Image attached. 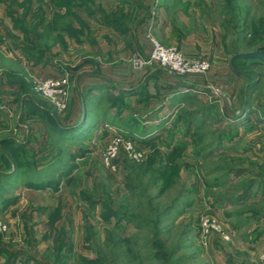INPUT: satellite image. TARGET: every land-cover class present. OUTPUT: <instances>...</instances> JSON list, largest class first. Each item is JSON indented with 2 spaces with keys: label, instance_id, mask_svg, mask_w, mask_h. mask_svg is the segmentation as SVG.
<instances>
[{
  "label": "rangeland",
  "instance_id": "rangeland-1",
  "mask_svg": "<svg viewBox=\"0 0 264 264\" xmlns=\"http://www.w3.org/2000/svg\"><path fill=\"white\" fill-rule=\"evenodd\" d=\"M161 4L196 56L147 37ZM0 33V264H264V65L241 56L264 52V0H0ZM153 41L230 58L246 127L195 92L170 120L186 140L137 141ZM111 79L141 94L94 86ZM116 138L140 157L121 142L113 171Z\"/></svg>",
  "mask_w": 264,
  "mask_h": 264
},
{
  "label": "crops",
  "instance_id": "crops-1",
  "mask_svg": "<svg viewBox=\"0 0 264 264\" xmlns=\"http://www.w3.org/2000/svg\"><path fill=\"white\" fill-rule=\"evenodd\" d=\"M166 9V4L158 5V8L156 9L157 19L150 26V30L147 31V37L150 38L152 36H158L160 40L167 39L168 44L178 46L179 51L184 56H196L199 46L191 42L192 39H187L184 42L174 38V35L172 34L173 30L169 25L165 24L164 17L166 15ZM162 23L164 24L162 25ZM150 49L151 44L149 43L146 50L143 51L145 53L147 52V55ZM6 57L8 58V55H6ZM210 59V70L202 76L181 77L177 75H171L166 72L157 71L162 70L158 67H150L141 71L144 74L143 81L147 83L149 96L152 97L147 105L146 110L141 108L143 109L142 112L144 113L141 114V120L143 118L144 120L142 122L140 121V124L137 126L136 132L139 137V140L137 141H147L150 139L159 138L161 134L167 133L169 130L172 131L171 134H174L171 143L186 140V136L183 134V132L181 133L184 124H173L170 122V120L173 118L172 116L177 114L179 109H181L186 104L190 97L195 96V92H198L200 95L203 94V97H208L207 100L210 99V96L213 95V92L220 93L222 95L220 104L224 105V107L222 106L223 108L220 109V113L222 112L224 115H226V120L230 123H234V125L238 127L237 129H239V131H241L242 127H246L245 125L248 122L250 115L246 112L245 106H243L240 111H236L235 107L233 106V104H236V95H234V92H236L235 86L238 83V76L241 78L242 75H238L237 73L231 71L232 68L230 66V58L227 60L226 58L218 55L216 57L212 56ZM41 73L45 72L42 71ZM115 79L118 80V78ZM104 81H100L99 83L95 82L96 84H94V86L101 87V85H103L102 87L105 88L104 90L107 92H120L133 91L138 85V82L132 83V81L122 82L119 80L117 82L111 79L109 81L112 84H107V81ZM108 85H110V87H107ZM138 94L140 95L141 92L138 93L137 91L132 93V95ZM208 94L210 95L208 96ZM137 108L140 109V106H137ZM207 109L209 111L212 110L211 112H213V109ZM191 113L195 114L196 110H189L186 112V114L189 116ZM241 115L243 117L241 119H237V117ZM194 121L190 123L192 127L195 125ZM222 138L224 139L225 137ZM235 139L236 138H233L232 141ZM226 142L229 143V145L231 144L230 140H227Z\"/></svg>",
  "mask_w": 264,
  "mask_h": 264
},
{
  "label": "built area",
  "instance_id": "built-area-1",
  "mask_svg": "<svg viewBox=\"0 0 264 264\" xmlns=\"http://www.w3.org/2000/svg\"><path fill=\"white\" fill-rule=\"evenodd\" d=\"M132 65L137 70H145L149 67H158L168 74L181 77L202 76L205 75L211 67L209 62L205 59H187L178 50L174 48H165L156 41L152 42L147 58H135L132 60ZM36 90L43 92V94L51 100L59 99L58 97L62 95L57 92H65L62 84L57 82L52 83L49 81L36 88ZM61 107L64 108V106ZM121 142L126 145L124 148L125 151L132 154L134 158L140 157V154L134 150V144L132 142H123L122 139L116 138L108 143L104 154V164L110 170L114 171L115 166L113 161L117 156L118 148L120 147Z\"/></svg>",
  "mask_w": 264,
  "mask_h": 264
},
{
  "label": "water",
  "instance_id": "water-1",
  "mask_svg": "<svg viewBox=\"0 0 264 264\" xmlns=\"http://www.w3.org/2000/svg\"><path fill=\"white\" fill-rule=\"evenodd\" d=\"M242 57L250 59L255 64H263L264 65V52H253L241 54Z\"/></svg>",
  "mask_w": 264,
  "mask_h": 264
},
{
  "label": "trees",
  "instance_id": "trees-1",
  "mask_svg": "<svg viewBox=\"0 0 264 264\" xmlns=\"http://www.w3.org/2000/svg\"><path fill=\"white\" fill-rule=\"evenodd\" d=\"M254 65H261V64H255V63H254ZM127 93H129V94H130V93H132V92H128V91H121V94H127Z\"/></svg>",
  "mask_w": 264,
  "mask_h": 264
}]
</instances>
